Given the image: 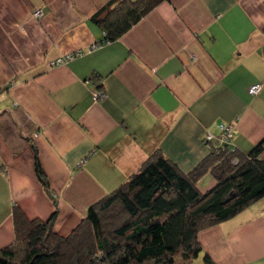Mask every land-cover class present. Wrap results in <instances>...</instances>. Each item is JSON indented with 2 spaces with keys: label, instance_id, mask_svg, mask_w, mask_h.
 I'll list each match as a JSON object with an SVG mask.
<instances>
[{
  "label": "crops",
  "instance_id": "1",
  "mask_svg": "<svg viewBox=\"0 0 264 264\" xmlns=\"http://www.w3.org/2000/svg\"><path fill=\"white\" fill-rule=\"evenodd\" d=\"M108 1L0 0V249L14 206L47 220L55 200L66 235L156 150L188 172L221 124L244 153L264 137V0H166L102 43L92 16ZM198 241L214 264H264V197Z\"/></svg>",
  "mask_w": 264,
  "mask_h": 264
},
{
  "label": "trees",
  "instance_id": "2",
  "mask_svg": "<svg viewBox=\"0 0 264 264\" xmlns=\"http://www.w3.org/2000/svg\"><path fill=\"white\" fill-rule=\"evenodd\" d=\"M163 1L109 0L92 16L103 32L102 43L121 37ZM216 139L188 172L160 150L152 152L116 189L90 204L66 235L53 227L55 200L47 220L29 218L14 206V239L0 249V264H190L202 253L200 231L264 197V137L247 153L235 144L233 129ZM32 149L38 180L53 198ZM206 173L214 185L203 192L197 182ZM203 263L214 264L207 254Z\"/></svg>",
  "mask_w": 264,
  "mask_h": 264
},
{
  "label": "built area",
  "instance_id": "3",
  "mask_svg": "<svg viewBox=\"0 0 264 264\" xmlns=\"http://www.w3.org/2000/svg\"><path fill=\"white\" fill-rule=\"evenodd\" d=\"M41 15H42V12H41L40 9L36 10V11L33 13V17H34V18H40ZM97 45H99V44H97ZM95 47H96V45H92L91 48H95ZM78 55H82V52L80 51V52H75V53L73 52V53L66 54V55H64V56H62V57L57 58L56 60H54V61L52 62V66L61 65V64L65 63L66 60L71 59V58H74L75 56H78ZM260 90H261V85H253V86H251V87L249 88L248 92H249L251 95H256ZM94 95L97 96L96 93H94ZM220 131H221V133H222V131L225 132V133H228L229 136H230V135L232 134V127H230L229 125L226 126V125H224V124H221V125H220ZM208 136H209L210 138H209ZM206 138L209 139L210 141H212L213 136L210 135V134H206V135L204 136V139L206 140Z\"/></svg>",
  "mask_w": 264,
  "mask_h": 264
},
{
  "label": "rangeland",
  "instance_id": "4",
  "mask_svg": "<svg viewBox=\"0 0 264 264\" xmlns=\"http://www.w3.org/2000/svg\"><path fill=\"white\" fill-rule=\"evenodd\" d=\"M66 55V54H65ZM60 58V57H59ZM69 60H72V58L71 59H68V60H66V62H68ZM65 62V63H66ZM65 63H63V64H65ZM261 91V90H260ZM260 91L258 92V93H260ZM257 93V94H258ZM224 125H226V126H228L227 124H224ZM230 127H232V125H229ZM211 135V134H210ZM209 137V136H208ZM219 137H221V131H220V133H219V135H218V137L217 138H219ZM210 138V137H209ZM206 142H211L209 139H207L206 138ZM207 176H209V178H212V176L211 175H207ZM214 180V179H213ZM214 183V182H213ZM214 184H212L211 186H209V187H207V188H203V189H201L203 192L204 191H206V190H208V189H210L212 186H213ZM204 254H205V252L203 251L201 254H199V256L197 257V258H194V259H192V261L190 262V264H204L203 263V257H204Z\"/></svg>",
  "mask_w": 264,
  "mask_h": 264
},
{
  "label": "clouds",
  "instance_id": "5",
  "mask_svg": "<svg viewBox=\"0 0 264 264\" xmlns=\"http://www.w3.org/2000/svg\"><path fill=\"white\" fill-rule=\"evenodd\" d=\"M101 42H102V41H101ZM213 139H214V138H213ZM213 139H212V140H213Z\"/></svg>",
  "mask_w": 264,
  "mask_h": 264
},
{
  "label": "water",
  "instance_id": "6",
  "mask_svg": "<svg viewBox=\"0 0 264 264\" xmlns=\"http://www.w3.org/2000/svg\"><path fill=\"white\" fill-rule=\"evenodd\" d=\"M102 41V40H101Z\"/></svg>",
  "mask_w": 264,
  "mask_h": 264
}]
</instances>
